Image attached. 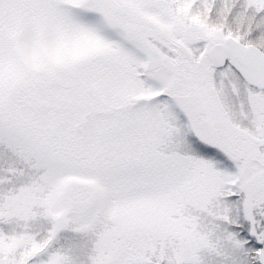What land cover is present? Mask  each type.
Returning <instances> with one entry per match:
<instances>
[{
  "label": "snow or ice",
  "instance_id": "snow-or-ice-1",
  "mask_svg": "<svg viewBox=\"0 0 264 264\" xmlns=\"http://www.w3.org/2000/svg\"><path fill=\"white\" fill-rule=\"evenodd\" d=\"M0 264H264V0H0Z\"/></svg>",
  "mask_w": 264,
  "mask_h": 264
}]
</instances>
